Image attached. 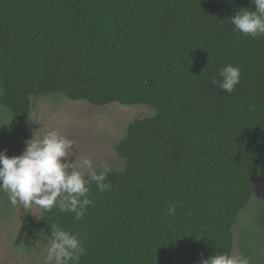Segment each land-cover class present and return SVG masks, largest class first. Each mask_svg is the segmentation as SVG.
Listing matches in <instances>:
<instances>
[{"label": "trees", "instance_id": "16d2710c", "mask_svg": "<svg viewBox=\"0 0 264 264\" xmlns=\"http://www.w3.org/2000/svg\"><path fill=\"white\" fill-rule=\"evenodd\" d=\"M251 0H0V107L23 134L39 97L147 105L116 144L124 171L85 216L28 211L30 236L79 235L80 264H200L233 253L264 169V36L230 22ZM204 49V50H202ZM241 72L232 93L218 70ZM0 134V144L10 140ZM107 182V181H106ZM176 204L175 215H167ZM239 253L264 263V186Z\"/></svg>", "mask_w": 264, "mask_h": 264}, {"label": "clouds", "instance_id": "9594fccd", "mask_svg": "<svg viewBox=\"0 0 264 264\" xmlns=\"http://www.w3.org/2000/svg\"><path fill=\"white\" fill-rule=\"evenodd\" d=\"M251 4L255 10L241 8L230 17V22L234 31L252 38L264 36V0H251ZM218 76L220 79L212 77L213 86L232 93L241 72L238 66L228 64L218 70ZM25 144L20 155L8 156L6 150L0 151V192L8 195L11 205L19 204L24 209L36 205L45 212L58 207L61 212L74 213L79 221L88 207L94 206L89 197L93 183L100 192L111 190L108 176L114 169L106 163L97 168L88 156L79 158L73 151L75 141L58 130H50L42 138H37L35 132ZM73 156L75 159H70ZM177 206H169L166 214L175 215ZM50 233L45 264H80L86 249L79 235L56 224L51 226ZM200 264H250V260L243 254L218 252Z\"/></svg>", "mask_w": 264, "mask_h": 264}, {"label": "rangeland", "instance_id": "374dc122", "mask_svg": "<svg viewBox=\"0 0 264 264\" xmlns=\"http://www.w3.org/2000/svg\"><path fill=\"white\" fill-rule=\"evenodd\" d=\"M153 113L154 109L147 105L111 103L96 106L60 94L42 96L36 100L25 135L0 107V134L7 131L11 137L5 145L0 144V151L6 150L8 156L20 155L26 147L25 141L33 138L35 132L37 138H42L48 131L55 129L75 141L73 151L79 158L91 157L97 168L105 163L112 168H120L124 160L117 153L116 144L124 137L130 122ZM70 159L74 160L75 156ZM263 186L264 169L253 199L234 229L232 255L240 254V230L243 225L252 222L256 201ZM42 210L36 205L30 209H24L19 204L13 206L8 195L0 192V264H45L46 244L50 237L45 232L30 236L23 227V218L28 211L39 221Z\"/></svg>", "mask_w": 264, "mask_h": 264}]
</instances>
